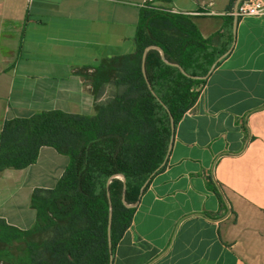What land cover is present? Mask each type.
Segmentation results:
<instances>
[{"label":"crops","instance_id":"0c3cea01","mask_svg":"<svg viewBox=\"0 0 264 264\" xmlns=\"http://www.w3.org/2000/svg\"><path fill=\"white\" fill-rule=\"evenodd\" d=\"M141 1L0 0V133L6 119L45 110L93 115L82 72L135 51ZM235 3L150 2L190 16L227 54L175 125L168 160L137 202L113 264H264V15L239 18ZM69 160L43 146L35 163L0 171V217L32 227L33 190L54 187Z\"/></svg>","mask_w":264,"mask_h":264},{"label":"trees","instance_id":"16d2710c","mask_svg":"<svg viewBox=\"0 0 264 264\" xmlns=\"http://www.w3.org/2000/svg\"><path fill=\"white\" fill-rule=\"evenodd\" d=\"M151 44L191 75H205L219 56L190 16L142 8L135 51L105 57L92 72H82L96 99L93 115L53 109L6 119L0 171L35 163L43 146L70 160L54 187L33 190L32 227L19 228L0 217V264H110V205L113 253L136 209L123 202L124 177L126 201L136 204L143 184L167 155L168 109L176 125L197 102L202 88L196 85L206 82L152 48L145 61L151 89L142 69L143 52ZM210 186L222 201V186L212 179Z\"/></svg>","mask_w":264,"mask_h":264},{"label":"water","instance_id":"95a60500","mask_svg":"<svg viewBox=\"0 0 264 264\" xmlns=\"http://www.w3.org/2000/svg\"><path fill=\"white\" fill-rule=\"evenodd\" d=\"M241 2V0H236V3H235V9L238 7L239 3ZM152 48H157L160 50L161 52V56L163 58L164 61L170 63V64H174L176 66H179L180 69L182 70L183 73H185L186 75L188 76H192L194 78H201V79H207L208 76L211 74V72L213 71V69L215 68V66L218 64V62L220 60H222L227 52L225 54H222L221 56H219L214 62L213 64L211 65L209 71L205 74V75H191L189 74L181 65H179L178 63H174V62H170L166 55H165V51L163 50V48L161 46H158V45H155V44H151V45H148L144 52H143V56H142V69H143V73H144V76L148 82V85L149 87L152 89V86L148 80V76H147V72H146V67H145V61H146V57H147V53L149 51V49H152ZM231 48L228 50V52H230ZM168 112L170 114V119H171V126H172V138H171V142H170V145H169V149H168V152H167V155L163 161V163L157 168V170H159L162 166H164L168 160V157H169V154L171 152V149H172V146H173V137H174V131H175V121H174V118H173V115L171 114L170 110L168 109ZM156 170V171H157ZM156 171H154L149 177L148 179L145 181V183L143 184L142 188H141V192H140V195H139V199L145 189V187L148 185V183L150 182L151 178L153 177V175L156 173ZM124 177V176H123ZM111 181V178L109 179L108 181V184L110 183ZM126 180H125V177H124V193H123V202L125 205L127 206H136V204H128L127 201H126ZM138 199V201H139ZM111 201V199H110ZM112 219H113V206L112 204L110 205V210H109V219H108V229H107V234H108V245H109V250H110V264H113V257H114V253H113V242H112Z\"/></svg>","mask_w":264,"mask_h":264},{"label":"built area","instance_id":"2783aa9c","mask_svg":"<svg viewBox=\"0 0 264 264\" xmlns=\"http://www.w3.org/2000/svg\"><path fill=\"white\" fill-rule=\"evenodd\" d=\"M112 1H125V0H112ZM153 0H143L138 3L142 8H156L155 5L150 4ZM170 11V10H168ZM174 11V10H172ZM233 14L239 18L257 17L264 15V0H241L238 7L233 11ZM202 84L197 85V88H202Z\"/></svg>","mask_w":264,"mask_h":264},{"label":"rangeland","instance_id":"374dc122","mask_svg":"<svg viewBox=\"0 0 264 264\" xmlns=\"http://www.w3.org/2000/svg\"><path fill=\"white\" fill-rule=\"evenodd\" d=\"M18 246H15V248H14V252H16V248H17Z\"/></svg>","mask_w":264,"mask_h":264}]
</instances>
